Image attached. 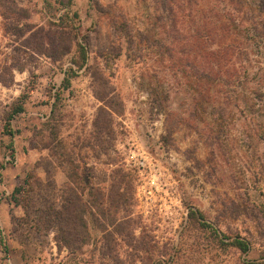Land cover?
<instances>
[{"label":"rangeland","instance_id":"374dc122","mask_svg":"<svg viewBox=\"0 0 264 264\" xmlns=\"http://www.w3.org/2000/svg\"><path fill=\"white\" fill-rule=\"evenodd\" d=\"M162 1L0 0V264H264V0Z\"/></svg>","mask_w":264,"mask_h":264},{"label":"trees","instance_id":"16d2710c","mask_svg":"<svg viewBox=\"0 0 264 264\" xmlns=\"http://www.w3.org/2000/svg\"><path fill=\"white\" fill-rule=\"evenodd\" d=\"M162 4H163V8L166 9L167 11H174L173 12L174 14H172L173 15L172 21L174 23L173 24L174 30L178 28L179 22L182 21L183 16L185 17V15H184L185 13H187V16H189L190 11H192V9H194V7H196L198 12L201 10L199 0H163ZM194 4H195V6H194ZM207 18H209V17H207ZM181 30H182V34L184 35L186 33L185 26H183L181 28ZM204 36L205 35L202 34V36L197 37V34L194 31L193 34L191 35V37L195 38V45H193L191 43L193 46L191 48H189L187 52H186V48L180 47L179 49H177L179 54L184 55V56L185 55L190 56V64L191 65H189V66L192 68H191V72H189V74L191 76L208 77L210 74V66H212V58L215 56L214 55L215 53H214V51H206L205 49H202V46H201L202 43H199V42H202L205 39ZM184 38H186V37L183 36V39ZM172 41H170V42H172ZM191 41L193 42V39ZM173 42H175V43H173ZM173 42L171 44H173L175 46V44L177 42V38ZM222 45L225 46L224 44H222ZM77 68H79V67H77ZM64 79H65L66 85H68L69 79L66 77ZM154 91H155V89H154ZM157 92H156V95L158 96ZM21 98H23V97H21ZM24 99H25V97H24ZM156 100L158 101V99H156ZM23 110H24V105L23 106L17 105L14 108V110L12 111V114L10 116L12 117L15 113L23 111ZM9 120H10V117H9L8 121ZM5 130L7 133H10L11 128H10L9 122H6ZM263 207H264V205H263ZM62 229H63V227H62ZM228 238H231V237L228 236ZM231 240H232L230 242L231 245L236 246L237 248L242 250L243 253H247L251 249V243L247 239H243L240 236H236V237L232 238Z\"/></svg>","mask_w":264,"mask_h":264}]
</instances>
